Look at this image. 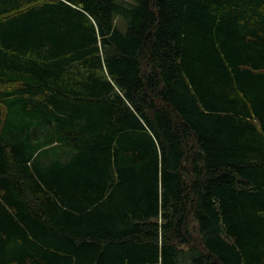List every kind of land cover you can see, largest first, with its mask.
Listing matches in <instances>:
<instances>
[{
    "label": "trees",
    "instance_id": "obj_1",
    "mask_svg": "<svg viewBox=\"0 0 264 264\" xmlns=\"http://www.w3.org/2000/svg\"><path fill=\"white\" fill-rule=\"evenodd\" d=\"M0 264H264V0H0Z\"/></svg>",
    "mask_w": 264,
    "mask_h": 264
}]
</instances>
